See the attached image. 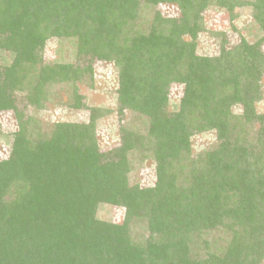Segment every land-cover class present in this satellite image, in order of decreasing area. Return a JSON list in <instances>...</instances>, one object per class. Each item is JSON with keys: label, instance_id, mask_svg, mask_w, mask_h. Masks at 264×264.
I'll use <instances>...</instances> for the list:
<instances>
[{"label": "trees", "instance_id": "16d2710c", "mask_svg": "<svg viewBox=\"0 0 264 264\" xmlns=\"http://www.w3.org/2000/svg\"><path fill=\"white\" fill-rule=\"evenodd\" d=\"M213 10L237 44L208 29ZM206 34L217 54L200 53ZM54 38L86 64L61 49L44 60ZM0 52V114L18 126L0 157V264H264V0H0ZM97 62L118 71L119 144L108 151L98 124L112 112L78 86ZM56 86L70 89L66 103ZM49 103L88 119L45 125ZM206 133L214 142L195 150ZM148 163L144 185L134 178ZM101 205L123 221L100 219Z\"/></svg>", "mask_w": 264, "mask_h": 264}, {"label": "rangeland", "instance_id": "374dc122", "mask_svg": "<svg viewBox=\"0 0 264 264\" xmlns=\"http://www.w3.org/2000/svg\"><path fill=\"white\" fill-rule=\"evenodd\" d=\"M162 13L165 16L174 17L179 15V11L174 6L163 5L161 6ZM247 15L249 18L248 11L241 12ZM243 15V16H244ZM245 19H242V23ZM242 23L236 25L237 29L242 27ZM206 24L208 29L211 31H223L227 32L229 43L232 45L237 44L240 41L239 33L231 30V23L229 22V17L225 12H219L213 10L207 12L206 14ZM245 33V31L243 32ZM217 40L212 38V36L206 34L200 39L199 48L200 53L214 55L218 53ZM61 49L62 58L65 62L79 63L85 65L86 61H82L75 58V51L71 43L60 42L57 39H51L46 43L45 50L43 52L44 60L48 62H53L57 59L56 51ZM2 57H8L6 54L0 52V61ZM75 61V62H74ZM94 76L93 80L90 79L79 83V93L85 97L87 105L90 107L102 108L103 110H109L112 112L110 115L105 116L99 121V142L101 144L102 150L108 151V149L115 147L119 144V125H118V114L115 111L118 107L117 103V89H118V71L113 63L109 62H97L94 64ZM92 84V86H91ZM263 94H264V79H263ZM55 91L58 96V100L62 103H66L69 99L70 89L68 87L56 86ZM183 93V87L179 85L172 86L170 103L173 108L178 105ZM57 103V102H56ZM26 102L24 98L19 97V107L25 109ZM257 112L259 114H264V100L256 105ZM27 114L31 113L30 109L25 110ZM234 112L241 114V111L234 108ZM39 117L44 121V124L56 123L60 121L64 122H75V121H85L88 118V113L84 111L70 110L65 107V105L56 106L51 103L48 104L44 112L39 113ZM128 116V115H127ZM0 128L2 135L0 136V157H5L8 153V148L6 145L10 139V135L18 130L16 119L12 112L1 113L0 114ZM215 140V135L213 133H206L196 137L193 140L194 149L199 150L207 147L210 143ZM151 163L147 164L146 170L142 175L135 176L134 180H143L144 185L152 181L154 178L153 167L150 166ZM98 216L104 221H110L114 223H121L124 217V210L111 205H101L98 211Z\"/></svg>", "mask_w": 264, "mask_h": 264}]
</instances>
